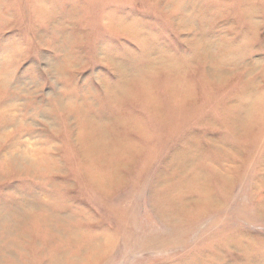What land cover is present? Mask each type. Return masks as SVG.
I'll list each match as a JSON object with an SVG mask.
<instances>
[{
  "label": "rangeland",
  "instance_id": "rangeland-1",
  "mask_svg": "<svg viewBox=\"0 0 264 264\" xmlns=\"http://www.w3.org/2000/svg\"><path fill=\"white\" fill-rule=\"evenodd\" d=\"M0 264H264V0H0Z\"/></svg>",
  "mask_w": 264,
  "mask_h": 264
}]
</instances>
